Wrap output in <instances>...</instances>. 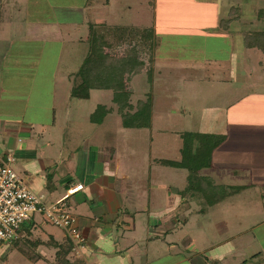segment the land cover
<instances>
[{
  "label": "crops",
  "instance_id": "crops-1",
  "mask_svg": "<svg viewBox=\"0 0 264 264\" xmlns=\"http://www.w3.org/2000/svg\"><path fill=\"white\" fill-rule=\"evenodd\" d=\"M43 1L0 0V153L14 157V170L49 205L64 199L70 186L83 184L84 189L66 202L86 243L75 249L61 228L52 225L59 232L50 230L41 215H34L17 239L0 243V264H264V85L251 84V90L235 101L229 92L226 121H232L233 128L219 134L225 141L213 157L230 144L232 180L222 175L210 178L231 192L199 214L204 219L216 215L218 237L206 249L192 241L179 243L170 238L175 230L167 218L170 207L150 212L151 200L141 204L130 189L133 178L120 176L111 148L116 131L112 121L119 116L113 94L97 104L109 110L100 123L90 119L97 107L83 115L91 126L79 123L80 109L73 104L82 99L71 96L72 74L67 83L57 74L65 23L40 17ZM190 1L211 19L193 26L205 32L206 41L188 43L194 48L203 45L212 57L229 62L233 92L239 78L246 77L245 53L251 48L245 46L244 36L264 31V0ZM88 7L96 10L92 3ZM206 14L201 13L203 20ZM205 35H210L209 42ZM142 78H133L132 89L138 81L143 84Z\"/></svg>",
  "mask_w": 264,
  "mask_h": 264
},
{
  "label": "rangeland",
  "instance_id": "rangeland-1",
  "mask_svg": "<svg viewBox=\"0 0 264 264\" xmlns=\"http://www.w3.org/2000/svg\"><path fill=\"white\" fill-rule=\"evenodd\" d=\"M45 1L40 17L49 21L61 19L65 23L63 55L57 73L59 81L67 83L71 74L73 81L89 53V40L95 35L105 38L110 45V50L103 51L117 54L123 60L125 53L136 51L148 65L153 55L154 84H149L145 71L140 75H143V84L147 85L143 86L138 81V86L133 89L131 86L133 106L138 103L152 104L151 126L127 129L122 125L120 116H117L116 122L113 119L116 130L111 142L115 151L113 159L115 162L118 160L120 176L124 173L133 178L130 189L136 192L141 204L151 200L150 212L170 207L167 218L175 225V230L170 232L171 239L185 245L192 241L201 249H206L218 237L216 215L205 219L199 215L204 202L191 197L189 169L165 167L159 161L182 160L183 140L180 134L184 132L219 135L233 128L232 121H226V105L231 103L232 94L235 101L251 90V84L264 85L263 53L257 49L246 51V77L239 78L240 82L232 92L229 89V62L219 56L212 57L213 52L203 48V45L200 48L189 45L193 39L205 40L202 38L205 32L200 33L193 26L196 29L211 19V14L197 8L190 0H174L167 4L169 6L166 0H109V5L107 0ZM91 3L96 5V10L88 7ZM201 13L209 17L203 20ZM96 19L104 23L96 24ZM205 36L209 42L210 35ZM196 60L205 63L198 64ZM70 90L63 91L67 93ZM111 94L113 92L94 90L91 100H74L73 108L80 109L79 123L91 126L83 115L91 113ZM248 108L246 105L245 109ZM115 111L116 115V106ZM241 127L249 128L247 125ZM227 146L215 154L211 167L202 168L198 175H222L231 181L232 153L229 152L230 144ZM162 221L163 216L158 218L159 223ZM183 223H187L186 226ZM47 227L59 232L50 223ZM181 248H184L183 244Z\"/></svg>",
  "mask_w": 264,
  "mask_h": 264
},
{
  "label": "trees",
  "instance_id": "trees-1",
  "mask_svg": "<svg viewBox=\"0 0 264 264\" xmlns=\"http://www.w3.org/2000/svg\"><path fill=\"white\" fill-rule=\"evenodd\" d=\"M104 39L95 35V38L89 40V53L74 76L71 96L87 100L94 90L112 91V102L117 107L124 128L137 129L144 125L150 127L152 104L138 103L133 106L131 81L146 71L149 84H153V55L148 62L149 67L136 51L125 53L123 60L117 54L103 51L111 49ZM244 41L247 48L258 49L264 54V31L246 33ZM107 113L109 110L99 105L90 119L93 123H100ZM180 137L183 140L182 160H160L159 163L165 167L189 169L191 174L188 177V186L192 191L191 197L204 202V207L200 210L204 213L209 207L228 197L231 192L229 187L216 185L212 178L198 175L202 168L211 167L213 155L224 143L225 136L184 132Z\"/></svg>",
  "mask_w": 264,
  "mask_h": 264
},
{
  "label": "built area",
  "instance_id": "built-area-1",
  "mask_svg": "<svg viewBox=\"0 0 264 264\" xmlns=\"http://www.w3.org/2000/svg\"><path fill=\"white\" fill-rule=\"evenodd\" d=\"M14 161L11 154L0 153V243L17 239L21 227L32 216L41 215L51 225L61 228L75 249H82L86 236L66 199L82 191L83 184L70 186L64 199L49 205L14 170Z\"/></svg>",
  "mask_w": 264,
  "mask_h": 264
}]
</instances>
